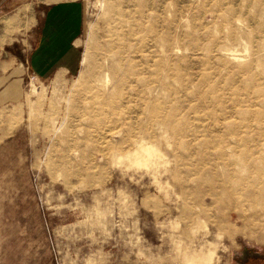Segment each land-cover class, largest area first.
<instances>
[{
	"label": "rangeland",
	"instance_id": "374dc122",
	"mask_svg": "<svg viewBox=\"0 0 264 264\" xmlns=\"http://www.w3.org/2000/svg\"><path fill=\"white\" fill-rule=\"evenodd\" d=\"M76 43L0 107V191L50 264L264 255V0H84Z\"/></svg>",
	"mask_w": 264,
	"mask_h": 264
},
{
	"label": "crops",
	"instance_id": "0c3cea01",
	"mask_svg": "<svg viewBox=\"0 0 264 264\" xmlns=\"http://www.w3.org/2000/svg\"><path fill=\"white\" fill-rule=\"evenodd\" d=\"M83 4L84 0H0V107L17 102L19 82L26 74L45 79L74 72ZM1 134L0 154L6 147L1 148ZM9 196L0 191V264H50L39 209L32 201Z\"/></svg>",
	"mask_w": 264,
	"mask_h": 264
},
{
	"label": "flooded vegetation",
	"instance_id": "af4514ba",
	"mask_svg": "<svg viewBox=\"0 0 264 264\" xmlns=\"http://www.w3.org/2000/svg\"><path fill=\"white\" fill-rule=\"evenodd\" d=\"M242 264H264V255L258 250H242L241 259ZM257 261V262H256Z\"/></svg>",
	"mask_w": 264,
	"mask_h": 264
},
{
	"label": "bare ground",
	"instance_id": "6f19581e",
	"mask_svg": "<svg viewBox=\"0 0 264 264\" xmlns=\"http://www.w3.org/2000/svg\"><path fill=\"white\" fill-rule=\"evenodd\" d=\"M257 201V198H255V202ZM264 216V215H263ZM259 229V228H258Z\"/></svg>",
	"mask_w": 264,
	"mask_h": 264
}]
</instances>
